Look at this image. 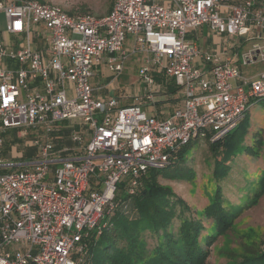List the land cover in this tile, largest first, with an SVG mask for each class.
<instances>
[{
  "label": "built area",
  "instance_id": "2783aa9c",
  "mask_svg": "<svg viewBox=\"0 0 264 264\" xmlns=\"http://www.w3.org/2000/svg\"><path fill=\"white\" fill-rule=\"evenodd\" d=\"M0 11L6 32L22 36L7 44L0 35V264H91V233L114 215L118 197L136 194L149 170L171 164L192 140L225 137L264 98V66L252 75L243 69L264 63V0H115L105 15L0 0ZM202 25L238 38L230 57L187 39ZM134 57L144 61L148 99L153 69L176 84L184 102L169 118L92 84L96 66L113 83ZM65 121L73 146L58 148L55 131ZM11 127L42 130L26 163L5 157Z\"/></svg>",
  "mask_w": 264,
  "mask_h": 264
},
{
  "label": "rangeland",
  "instance_id": "374dc122",
  "mask_svg": "<svg viewBox=\"0 0 264 264\" xmlns=\"http://www.w3.org/2000/svg\"><path fill=\"white\" fill-rule=\"evenodd\" d=\"M58 4L63 9L73 12L91 11L97 15H105L111 6V0H44ZM6 19L0 11V35H5ZM7 44L20 42L22 39H3ZM248 48L245 43L240 49V55ZM129 62V61H128ZM11 67L18 66L17 61L9 60ZM264 63L252 65L244 68L247 74L252 75L257 70L262 69ZM100 67L104 74L99 72ZM106 68L102 65L95 67V75L91 82L96 88H100L99 94H108L115 97H124L123 88L126 83L136 79L138 70L123 74L116 81V84L106 78ZM110 85V86H109ZM109 86V88H108ZM116 88V89H115ZM121 90V91H120ZM118 91V93H117ZM122 99V98H121ZM124 105V104H123ZM27 130L26 135H19L21 129ZM11 127L3 132L6 138L5 147L11 150L12 144L18 143L19 146L27 145V151H37L32 144L35 138L40 136V131L33 127ZM247 129V130H246ZM246 130V131H245ZM240 139V135L245 133L244 142L239 141L238 156L233 158L231 163L232 170L230 174L219 179L215 174L216 158L218 155L211 149L210 141L200 139L192 140L186 146L185 156L182 160L173 164L168 172L176 171L174 179L168 177H159L161 183L170 186L172 190L184 198L190 206V214L203 219L206 230L204 235L213 234L215 237L212 244L208 246V256L205 264H229L240 261L246 256L264 251V193L258 196L252 207L245 210L233 224L228 227L226 232L217 234L215 223L212 219L204 216L205 209L210 201L215 197V193L220 188L223 203L239 204L244 201L245 196L252 194L253 188L258 185L261 176L264 173V154L261 147L264 144V98L256 101L247 111L246 119L240 125L231 131ZM261 140V141H260ZM262 143V144H261ZM246 145L252 147L257 153H251L245 149ZM8 158L7 155H5ZM264 183V182H263ZM253 195V194H252ZM104 222V221H103ZM150 246L156 243V238L149 236Z\"/></svg>",
  "mask_w": 264,
  "mask_h": 264
},
{
  "label": "trees",
  "instance_id": "16d2710c",
  "mask_svg": "<svg viewBox=\"0 0 264 264\" xmlns=\"http://www.w3.org/2000/svg\"><path fill=\"white\" fill-rule=\"evenodd\" d=\"M111 1L109 11L115 0ZM67 12L71 15L93 13ZM244 139L245 133L238 139L235 133L229 132L222 139L210 142L214 153L220 154L216 158L215 169L219 179L230 174L232 166L229 162L238 156V142H244ZM261 147L264 154V144ZM245 149L257 153L248 145ZM185 152L186 146L178 151L177 158L171 164L149 170L143 177V186L136 194L118 197L123 202L114 215L105 218L106 223L100 233H91V264H205L207 244H212L215 237L213 234L203 237L206 230L203 219L191 215L187 201L159 180V177H176L177 170L168 172V167L182 160ZM263 182L264 173L253 188V195H246L244 201L236 205L229 201L224 204L221 190L217 189L204 213L206 219L214 221L217 234L226 232L234 220L254 205L256 198L264 193ZM149 236L157 239L153 246L149 245ZM229 264H264V251Z\"/></svg>",
  "mask_w": 264,
  "mask_h": 264
},
{
  "label": "crops",
  "instance_id": "0c3cea01",
  "mask_svg": "<svg viewBox=\"0 0 264 264\" xmlns=\"http://www.w3.org/2000/svg\"><path fill=\"white\" fill-rule=\"evenodd\" d=\"M108 13V12H107ZM106 13V14H107ZM97 15V14H96ZM2 37V35H1ZM2 39H22L21 35L18 34H9L5 30V35ZM35 39H40L39 37H35ZM187 39L195 41L203 50L210 51V52H221V51H228L227 57L232 55L234 49H229V41L236 40L238 38L229 36L227 34H220L214 31H211L208 25H202L197 28L189 29L187 33ZM132 40H128V46H130ZM248 46L250 42H246ZM143 57V56H142ZM144 65V61L141 57H134L132 58L126 65L124 72L117 77V79L113 82L116 84V81L128 71L136 72L138 70V75L135 76L136 79H132L130 82L126 83L125 87L123 88L125 95L124 97H120L121 104L128 105V104H139L141 105L150 115L156 116L159 118H169L175 109L181 107L183 105V97L178 91V88L174 81L161 71L160 69H153L152 73L156 79L155 85V92L153 99H148L145 96L143 84L139 78V69ZM103 68H106L105 65H102ZM102 67H100L99 72L104 74L102 71ZM106 78L111 79V72L106 68ZM94 77V76H93ZM92 77V78H93ZM92 80V79H91ZM112 83V84H113ZM36 86H39L42 89V85H37L36 82L33 83ZM110 86V85H109ZM108 86V88H109ZM116 89V88H115ZM121 91V90H120ZM118 93V91H117ZM104 97H110L113 95L102 94ZM64 126L67 128L62 129L61 131H55V137L57 141V147L62 148L63 146H73V142L69 139V131L68 123L65 121ZM23 129L19 132L22 133ZM40 131V135L42 134V130ZM19 133V135H20ZM57 135H62L63 138H59ZM11 150H7L5 147V155L8 156L7 159L10 161L26 163L27 161L31 160L36 156V152L31 150V152L27 151V145L19 146L18 143L12 144ZM68 152H62V155H67Z\"/></svg>",
  "mask_w": 264,
  "mask_h": 264
}]
</instances>
